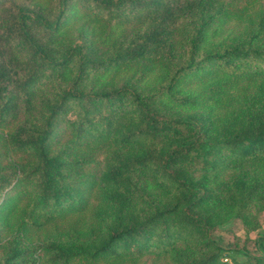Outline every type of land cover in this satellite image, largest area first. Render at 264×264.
<instances>
[{
  "label": "trees",
  "instance_id": "16d2710c",
  "mask_svg": "<svg viewBox=\"0 0 264 264\" xmlns=\"http://www.w3.org/2000/svg\"><path fill=\"white\" fill-rule=\"evenodd\" d=\"M0 0V264H264V0ZM242 256V259H237Z\"/></svg>",
  "mask_w": 264,
  "mask_h": 264
},
{
  "label": "rangeland",
  "instance_id": "374dc122",
  "mask_svg": "<svg viewBox=\"0 0 264 264\" xmlns=\"http://www.w3.org/2000/svg\"><path fill=\"white\" fill-rule=\"evenodd\" d=\"M20 1L24 3L29 2L24 0ZM251 213L257 216L259 228L255 231H248L240 220H236L232 224L226 226L224 230L218 232L226 243L237 245L238 247L245 246L252 249V240L254 239L256 233H264V212L254 208ZM242 258V256H237V259ZM149 263V261L145 262V264Z\"/></svg>",
  "mask_w": 264,
  "mask_h": 264
}]
</instances>
